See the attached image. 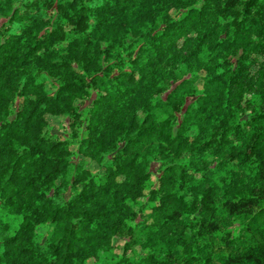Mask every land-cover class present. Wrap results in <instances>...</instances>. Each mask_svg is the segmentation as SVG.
Here are the masks:
<instances>
[{"label":"trees","instance_id":"16d2710c","mask_svg":"<svg viewBox=\"0 0 264 264\" xmlns=\"http://www.w3.org/2000/svg\"><path fill=\"white\" fill-rule=\"evenodd\" d=\"M103 259L264 264V0H0V264Z\"/></svg>","mask_w":264,"mask_h":264},{"label":"rangeland","instance_id":"374dc122","mask_svg":"<svg viewBox=\"0 0 264 264\" xmlns=\"http://www.w3.org/2000/svg\"><path fill=\"white\" fill-rule=\"evenodd\" d=\"M49 123H50V127L52 128V133L57 134V135H62L64 132L62 130L63 127V119L60 117H49L48 118ZM72 151H75V147H71ZM91 169H95L97 166L95 164H91L89 166ZM121 250H116V253H119ZM111 257V256H109ZM108 257V258H109ZM105 259L101 260L100 262H98L97 264H104ZM86 264H91V261L86 262Z\"/></svg>","mask_w":264,"mask_h":264}]
</instances>
